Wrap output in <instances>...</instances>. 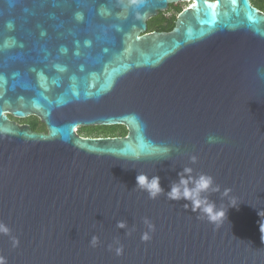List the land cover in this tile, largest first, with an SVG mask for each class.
<instances>
[{
    "label": "water",
    "instance_id": "95a60500",
    "mask_svg": "<svg viewBox=\"0 0 264 264\" xmlns=\"http://www.w3.org/2000/svg\"><path fill=\"white\" fill-rule=\"evenodd\" d=\"M188 1L172 31H149ZM30 117L47 131L11 119ZM116 126L127 136L79 134ZM186 167L237 199L219 227L136 188L146 173L167 192ZM0 220L7 264H264V12L252 0H0Z\"/></svg>",
    "mask_w": 264,
    "mask_h": 264
},
{
    "label": "clouds",
    "instance_id": "9594fccd",
    "mask_svg": "<svg viewBox=\"0 0 264 264\" xmlns=\"http://www.w3.org/2000/svg\"><path fill=\"white\" fill-rule=\"evenodd\" d=\"M124 3L130 9L138 8L142 0H124ZM78 130V129H77ZM218 138L214 136L208 137L209 143H215ZM172 149H164L162 158H166L170 155ZM135 159L141 157L137 155ZM193 163L196 162V157H192ZM170 190L165 192L161 186V179L158 175H148L146 173H138L136 176V188L146 192L150 199H158L161 195H166L171 201L180 202L185 201L184 208L188 209L191 206V211L199 213V218H205L209 223H212L219 227L225 220H228V211L230 208L237 209V199L231 196V189H221L215 181V178L206 173L194 174L193 169L186 167L183 171L178 173V179L170 184ZM220 193L222 198L228 199V208L226 210L224 205L217 206V204L209 199L207 194ZM147 231H145L141 239L147 242L151 239V233L155 231V225L147 218L144 219ZM117 228L126 230L128 228L126 221H118ZM260 231L264 234V222L260 224ZM0 236H11L10 227L2 220H0ZM264 238V235H262ZM100 243L99 237L93 236L90 245L97 247ZM13 247L19 246V239L12 237ZM117 246L113 248L109 246V250H114L117 256H122L124 253L123 245L116 242ZM0 264H7V259L0 253Z\"/></svg>",
    "mask_w": 264,
    "mask_h": 264
},
{
    "label": "trees",
    "instance_id": "16d2710c",
    "mask_svg": "<svg viewBox=\"0 0 264 264\" xmlns=\"http://www.w3.org/2000/svg\"><path fill=\"white\" fill-rule=\"evenodd\" d=\"M254 6L259 8L264 12V0H252ZM181 9L178 10V13H181ZM178 17V14L173 18L168 19L163 17L159 19L156 23L149 24V31H158V32H170L172 31L175 20ZM14 119V118H11ZM26 123L31 127L34 132H46L47 129L44 124L36 117H30L25 119ZM79 134L83 137H124L127 136L128 131L124 126H116V127H90V128H81L79 129Z\"/></svg>",
    "mask_w": 264,
    "mask_h": 264
},
{
    "label": "flooded vegetation",
    "instance_id": "af4514ba",
    "mask_svg": "<svg viewBox=\"0 0 264 264\" xmlns=\"http://www.w3.org/2000/svg\"><path fill=\"white\" fill-rule=\"evenodd\" d=\"M190 4H191V2L190 1H188V2H180V3H176V4H172V5H170V7H169V9H168V11L167 12H165V13H160L157 17H155V18H153V19H151L150 21H149V24L150 23H157L158 22V20L159 19H162L163 17H166V18H168V19H171V18H173L175 15H179L180 13H178V10L179 9H181V11H183L185 8H182V6L183 5H187V6H190ZM187 6H186V8H187ZM176 20H177V18H176ZM176 20H175V25H176ZM175 25H174V27H175ZM174 27H173V29H174ZM172 29V30H173ZM14 121H17V119H13ZM23 125H28L27 123H25V124H23ZM91 138V137H90Z\"/></svg>",
    "mask_w": 264,
    "mask_h": 264
},
{
    "label": "rangeland",
    "instance_id": "374dc122",
    "mask_svg": "<svg viewBox=\"0 0 264 264\" xmlns=\"http://www.w3.org/2000/svg\"><path fill=\"white\" fill-rule=\"evenodd\" d=\"M186 6H187V5H183L182 8H186ZM187 7H188V6H187ZM17 122H18L19 124H25V123H26V120H19V119H17Z\"/></svg>",
    "mask_w": 264,
    "mask_h": 264
}]
</instances>
